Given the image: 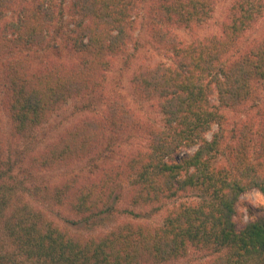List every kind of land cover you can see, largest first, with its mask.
Here are the masks:
<instances>
[{
	"label": "trees",
	"instance_id": "obj_1",
	"mask_svg": "<svg viewBox=\"0 0 264 264\" xmlns=\"http://www.w3.org/2000/svg\"><path fill=\"white\" fill-rule=\"evenodd\" d=\"M13 1L0 0V16L11 11ZM215 2L165 0L160 9L169 23L190 26L209 19ZM43 7L27 9L17 22L3 27L0 61L20 48L43 45L44 31L54 16ZM72 7L84 18L73 44L81 54L78 66L33 73L21 59L5 65L13 128L22 137L43 125L68 99L96 92L112 70L113 58L127 49L132 0H75ZM232 11L222 36L171 44L174 65H159L133 78L141 97L155 101L165 119L163 128L150 132L148 150L80 189L62 187V195L69 194L72 209L88 224L106 214L107 202L124 176L132 178L139 204L176 200L194 191H201L203 199L172 207L160 226L127 224L102 236L82 237L61 228L38 208L10 212L2 198L0 231L11 239L18 256L0 254V264H17L14 257L39 264H168L191 248L218 253L209 264H264V216L242 228L235 221L243 193L257 189L264 196V123L259 130L248 122L228 133L225 113L262 98L258 92L264 90V39L235 56L257 12L248 0H238ZM113 106L109 117L70 129L42 156L43 162L51 167L90 155L103 140L106 125L127 131L136 127L128 108ZM219 156L226 158L228 167L213 165Z\"/></svg>",
	"mask_w": 264,
	"mask_h": 264
},
{
	"label": "rangeland",
	"instance_id": "obj_2",
	"mask_svg": "<svg viewBox=\"0 0 264 264\" xmlns=\"http://www.w3.org/2000/svg\"><path fill=\"white\" fill-rule=\"evenodd\" d=\"M75 0H14L11 11L0 16V31L6 24L17 22L27 9L44 5L51 9L53 19L47 25L43 45L20 48L0 61V200L8 203V209L38 208L48 219L75 236H102L127 224H143L150 227L163 225L168 210L184 202L203 199L201 191L182 195L176 200L139 204L135 199L132 178H121L111 200L107 202L106 214L88 224L72 209L62 195L68 187L74 191L123 166L127 159L140 151H147L150 132L164 127L165 119L155 101L141 97L133 78L159 65H174L171 44H190L211 36H222L225 24L232 19L233 5L238 0H216L214 11L204 22L190 26L169 23L161 11L165 0H132L133 29H129L126 51L113 58V68L102 80L94 93L78 94L61 104L32 134L22 137L15 133L9 109L10 100L6 89L5 65L11 60H23L33 73L53 71L57 68H73L80 64L81 54L73 48L78 36V23L84 18L73 6ZM256 10V20L243 33L235 50V56L250 49L264 39V0H248ZM87 42V40H85ZM262 97L244 108L229 109L227 131L242 128L248 122L259 130L264 123V90ZM217 103V98L213 99ZM114 104H122L136 118V127L127 130H107L97 149L79 160L61 162L47 166L42 156L73 127L87 120H102L108 116ZM109 117V116H108ZM217 130V127H213ZM212 138V133L207 139ZM228 144L231 145L228 134ZM256 143L254 142V145ZM191 151H194L191 150ZM256 147L253 146L252 158ZM215 167H228L226 158L219 156ZM73 184V185H71ZM70 192V191H69ZM68 192V193H69ZM72 193V192H71ZM70 193V194H71ZM61 196V197H59ZM3 198V199H2ZM202 198V199H201ZM235 221L242 228L251 221L264 216V196L257 189L243 193L237 204ZM18 256L8 237L0 231V254ZM218 253L191 248L187 255L168 264H209ZM17 264H39L21 257ZM154 264V263H152Z\"/></svg>",
	"mask_w": 264,
	"mask_h": 264
}]
</instances>
